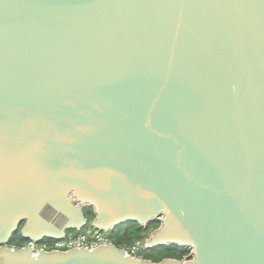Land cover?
<instances>
[{"label": "water", "instance_id": "1", "mask_svg": "<svg viewBox=\"0 0 264 264\" xmlns=\"http://www.w3.org/2000/svg\"><path fill=\"white\" fill-rule=\"evenodd\" d=\"M0 264H264V0H0Z\"/></svg>", "mask_w": 264, "mask_h": 264}, {"label": "built area", "instance_id": "2", "mask_svg": "<svg viewBox=\"0 0 264 264\" xmlns=\"http://www.w3.org/2000/svg\"><path fill=\"white\" fill-rule=\"evenodd\" d=\"M109 232H98L93 231L86 233L82 231L70 232L67 237L63 240H44L41 243L35 241H25L21 245H11L12 249H20L22 247H29L35 251L39 252H51V251H69L72 249H95L100 246H107L109 244H114ZM115 245V244H114ZM145 247V248H144ZM123 249L128 256L143 258L142 251L147 248V243H143L142 240L136 241L133 246L122 245L119 246Z\"/></svg>", "mask_w": 264, "mask_h": 264}, {"label": "trees", "instance_id": "3", "mask_svg": "<svg viewBox=\"0 0 264 264\" xmlns=\"http://www.w3.org/2000/svg\"><path fill=\"white\" fill-rule=\"evenodd\" d=\"M85 214L88 223L91 224L94 220L93 209L87 207L85 209ZM159 227L158 223L149 225L147 228H142L136 223L127 224L121 228L116 229L114 232L110 233V237L113 239V243L116 246H121L126 243H132L139 240H144L149 237L151 233ZM25 240L19 235L15 236L11 240V244L21 245ZM189 251H186L180 247H157L154 249H148L142 251V257L147 260H152L154 262H159L166 258H173L177 260H183L189 255Z\"/></svg>", "mask_w": 264, "mask_h": 264}, {"label": "rangeland", "instance_id": "4", "mask_svg": "<svg viewBox=\"0 0 264 264\" xmlns=\"http://www.w3.org/2000/svg\"><path fill=\"white\" fill-rule=\"evenodd\" d=\"M83 231L84 232H86V233H89V232H92L93 231V228L91 227V226H88V227H86V228H84L83 229ZM95 231V230H94ZM150 237V236H149ZM149 237H147V238H145L144 240H142L143 241V243H147V240L149 239ZM113 240V239H112ZM136 242V241H135ZM135 242H132V243H126V244H123V245H127V246H133V244L135 243ZM13 245H15V244H13ZM16 245H18V244H16ZM122 246V245H121ZM145 248V247H144Z\"/></svg>", "mask_w": 264, "mask_h": 264}]
</instances>
